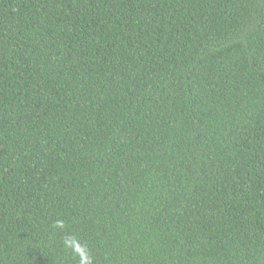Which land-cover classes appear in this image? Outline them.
Wrapping results in <instances>:
<instances>
[{"label": "trees", "instance_id": "obj_1", "mask_svg": "<svg viewBox=\"0 0 264 264\" xmlns=\"http://www.w3.org/2000/svg\"><path fill=\"white\" fill-rule=\"evenodd\" d=\"M0 264H264V0H0Z\"/></svg>", "mask_w": 264, "mask_h": 264}, {"label": "clouds", "instance_id": "obj_2", "mask_svg": "<svg viewBox=\"0 0 264 264\" xmlns=\"http://www.w3.org/2000/svg\"><path fill=\"white\" fill-rule=\"evenodd\" d=\"M57 226H62V222H58L57 223Z\"/></svg>", "mask_w": 264, "mask_h": 264}]
</instances>
